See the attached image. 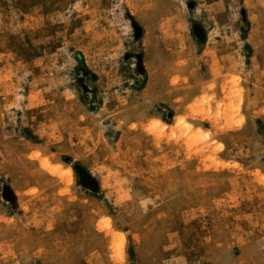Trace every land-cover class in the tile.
Here are the masks:
<instances>
[{
  "label": "rangeland",
  "instance_id": "374dc122",
  "mask_svg": "<svg viewBox=\"0 0 264 264\" xmlns=\"http://www.w3.org/2000/svg\"><path fill=\"white\" fill-rule=\"evenodd\" d=\"M0 264H264V0H0Z\"/></svg>",
  "mask_w": 264,
  "mask_h": 264
},
{
  "label": "water",
  "instance_id": "95a60500",
  "mask_svg": "<svg viewBox=\"0 0 264 264\" xmlns=\"http://www.w3.org/2000/svg\"><path fill=\"white\" fill-rule=\"evenodd\" d=\"M195 34L197 35V37H199L200 39H202V31L200 29V27H196L195 28ZM79 174H80V177H81V181L84 185L88 186V187H93L94 186V183L93 181L89 178V176L84 173L82 170L80 169H77ZM4 196L11 200V201H14V195L12 193V191L10 189H5L4 191Z\"/></svg>",
  "mask_w": 264,
  "mask_h": 264
},
{
  "label": "bare ground",
  "instance_id": "6f19581e",
  "mask_svg": "<svg viewBox=\"0 0 264 264\" xmlns=\"http://www.w3.org/2000/svg\"><path fill=\"white\" fill-rule=\"evenodd\" d=\"M55 171H56V170H55ZM68 173H69L70 175H72V174H73V170L70 169V170L68 171Z\"/></svg>",
  "mask_w": 264,
  "mask_h": 264
},
{
  "label": "trees",
  "instance_id": "16d2710c",
  "mask_svg": "<svg viewBox=\"0 0 264 264\" xmlns=\"http://www.w3.org/2000/svg\"><path fill=\"white\" fill-rule=\"evenodd\" d=\"M78 58H79V59H82V56H81V55H79V56H78Z\"/></svg>",
  "mask_w": 264,
  "mask_h": 264
}]
</instances>
